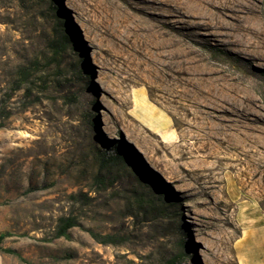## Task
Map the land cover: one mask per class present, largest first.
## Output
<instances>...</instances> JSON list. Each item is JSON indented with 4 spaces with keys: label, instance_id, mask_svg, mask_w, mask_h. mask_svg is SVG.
Here are the masks:
<instances>
[{
    "label": "rangeland",
    "instance_id": "obj_1",
    "mask_svg": "<svg viewBox=\"0 0 264 264\" xmlns=\"http://www.w3.org/2000/svg\"><path fill=\"white\" fill-rule=\"evenodd\" d=\"M245 3L0 0V264H249L264 242V0ZM29 63L34 85L17 89ZM177 77L198 78L202 109ZM138 92L167 134L136 122ZM214 126L246 145L224 149Z\"/></svg>",
    "mask_w": 264,
    "mask_h": 264
},
{
    "label": "bare ground",
    "instance_id": "obj_2",
    "mask_svg": "<svg viewBox=\"0 0 264 264\" xmlns=\"http://www.w3.org/2000/svg\"><path fill=\"white\" fill-rule=\"evenodd\" d=\"M194 3L198 5L203 4L204 7H206L208 9V11H213V12H221L225 11L226 8V3L232 4L234 7H239L240 11H246L248 8V5L245 3V0H190ZM105 8H110L109 5L105 6ZM117 17L122 20L123 22H125L126 19V15L125 14H116ZM139 22V21H138ZM143 24H141L142 27L144 28H148L149 26L142 22ZM237 30L240 31H247L245 29L244 26L242 25H237L236 26ZM178 78V77H177ZM196 82L191 79L188 81H184L180 78H178V80L173 79V81H175L176 83L182 85L183 87L186 86V90L188 91V87H190V89L192 91L189 90V93L191 94L192 98L189 100V103L196 108H200L202 109V105L199 102L198 98L202 97L204 95L203 90L201 88H199V85L197 84L198 82V78L195 79ZM105 133L110 135V137L112 139H116V135L114 133H112L111 131H107V129H105ZM213 138L216 140L217 144L220 146H224V149L226 150H237L239 148V146L243 143V145H246V142L248 141L247 138L245 137H241L239 135V132H231L226 130L224 127L222 126H214L213 127V132H212ZM27 135L24 133H20V138H25ZM129 143L136 145L139 148L138 143L131 139L129 137L128 139ZM264 161V160H263ZM149 164L151 165V167H153V169H155V171H157L158 173H160L161 175H163V178L167 181V182H172L171 178L169 177V175H167L166 173H164V171L162 169H160V167H156L157 165H154L155 163H151L149 161ZM261 166V169L264 172V162Z\"/></svg>",
    "mask_w": 264,
    "mask_h": 264
},
{
    "label": "crops",
    "instance_id": "obj_3",
    "mask_svg": "<svg viewBox=\"0 0 264 264\" xmlns=\"http://www.w3.org/2000/svg\"><path fill=\"white\" fill-rule=\"evenodd\" d=\"M134 106L135 113L137 118H135L136 122L143 128L149 131H155L160 134H167L170 130V123L165 119V117L159 113L155 108L151 107L142 92H138L134 97ZM155 119V120H154ZM246 254H244L245 263H254L255 259H260L258 264H264V242L262 246L259 248L258 254L252 249H245Z\"/></svg>",
    "mask_w": 264,
    "mask_h": 264
},
{
    "label": "trees",
    "instance_id": "obj_4",
    "mask_svg": "<svg viewBox=\"0 0 264 264\" xmlns=\"http://www.w3.org/2000/svg\"><path fill=\"white\" fill-rule=\"evenodd\" d=\"M38 64L37 63H29L27 65L20 66L15 75V85L16 88L19 89L23 87L24 85L32 86L34 85V75L37 71ZM41 79V78H40ZM41 84H44V81L41 79ZM131 151L139 158L141 163L145 165L142 158L139 156V154L131 147L129 146ZM157 180H159L162 184H164L163 180L157 175L154 174ZM74 225V222L71 219H66L63 221L62 225L60 226L58 230V236L66 237V231L71 228ZM7 236V234L0 235V241L4 239ZM1 249V248H0ZM4 252L11 253L10 250H3Z\"/></svg>",
    "mask_w": 264,
    "mask_h": 264
}]
</instances>
